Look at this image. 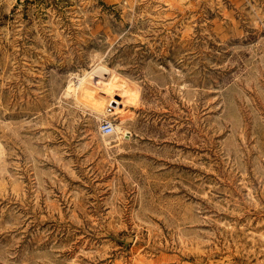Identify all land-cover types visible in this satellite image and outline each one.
Wrapping results in <instances>:
<instances>
[{
    "label": "rangeland",
    "instance_id": "374dc122",
    "mask_svg": "<svg viewBox=\"0 0 264 264\" xmlns=\"http://www.w3.org/2000/svg\"><path fill=\"white\" fill-rule=\"evenodd\" d=\"M0 264H264V0H0Z\"/></svg>",
    "mask_w": 264,
    "mask_h": 264
},
{
    "label": "bare ground",
    "instance_id": "6f19581e",
    "mask_svg": "<svg viewBox=\"0 0 264 264\" xmlns=\"http://www.w3.org/2000/svg\"><path fill=\"white\" fill-rule=\"evenodd\" d=\"M102 72L107 74L105 80L97 79ZM91 72H84L78 76L76 81L67 85L69 96L85 111L94 114L97 118H106L110 114H116L122 110L120 104H124L122 88L128 87L125 81H119L116 72L104 66L97 65ZM97 77V78H96ZM129 91V90H128ZM116 94L120 99L115 98ZM129 99V98H128ZM114 103V104H113ZM130 103V102H129ZM112 106V112L107 111V107ZM113 130L109 134H104V138L118 139L129 137L128 130L122 121L112 122Z\"/></svg>",
    "mask_w": 264,
    "mask_h": 264
},
{
    "label": "built area",
    "instance_id": "2783aa9c",
    "mask_svg": "<svg viewBox=\"0 0 264 264\" xmlns=\"http://www.w3.org/2000/svg\"><path fill=\"white\" fill-rule=\"evenodd\" d=\"M107 111L110 113L112 112L113 108L112 106L107 107ZM112 122L113 120L110 118H101L98 124V128L102 134H109L112 132L113 127H112Z\"/></svg>",
    "mask_w": 264,
    "mask_h": 264
}]
</instances>
